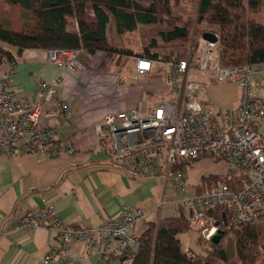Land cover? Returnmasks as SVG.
I'll return each instance as SVG.
<instances>
[{"label":"built area","instance_id":"obj_1","mask_svg":"<svg viewBox=\"0 0 264 264\" xmlns=\"http://www.w3.org/2000/svg\"><path fill=\"white\" fill-rule=\"evenodd\" d=\"M193 48L192 44L173 53L169 61L135 58L134 81L160 65L169 87L168 98L146 113L131 109L108 114L95 125V131L99 141L110 143L115 165L134 177L161 176L170 183L182 182V172L202 158H219L228 173L243 172L234 186L221 182L201 194L181 192L176 201L190 226L200 232L205 247L212 248L211 235L217 229L230 230L264 220V145L259 144L261 135L255 130L264 122V67L222 66L218 42L202 39L199 47ZM80 52L52 50L48 60L72 72L82 67ZM205 80L233 81L240 89L239 104L225 109L212 106L202 96ZM61 81V76L41 81L33 96H27L12 73L6 75L0 89V155L50 158L76 154L72 145L60 141L64 123L73 118L69 103L58 97ZM46 111L53 124L41 123ZM181 164H185L183 168L173 173L172 168ZM180 186L184 188L185 183ZM224 207L228 209L226 228L211 215ZM145 220L146 214L135 209L98 226L70 227L56 215L53 202H46L24 214L20 227L28 231L43 228L55 235L56 244L44 256L43 264H72L67 253L73 245L98 250L106 264H133L140 247V235L135 232Z\"/></svg>","mask_w":264,"mask_h":264},{"label":"crops","instance_id":"obj_2","mask_svg":"<svg viewBox=\"0 0 264 264\" xmlns=\"http://www.w3.org/2000/svg\"><path fill=\"white\" fill-rule=\"evenodd\" d=\"M1 4L4 5L3 12L0 8L2 19L10 29L20 30L24 22L30 21L27 12ZM262 13L264 10L259 14ZM89 18L95 20L91 11ZM112 28L115 29L111 21L108 33ZM3 46L17 55L16 48ZM48 55L46 50L28 49L17 56L15 64L4 60L0 63V89L9 73L27 96H33L39 82L61 76L58 97L69 103L73 118L64 123L60 141L72 145L76 154L50 158L0 155V264H43L44 256L56 244L55 235L43 228L25 230L20 227V219L46 202H53L56 215L70 227L98 226L124 211L141 209L146 220L137 227V235L149 223L177 217L183 212L176 203L183 195L181 192L164 177L138 178L117 167L110 143L99 141L95 131V125L108 114L131 109L146 113L166 100L169 87L161 66L157 65V71L139 81H134L133 75V83L121 85V77L115 73L94 72L99 66L95 63L98 54L91 57L81 51L78 59L82 67L72 72L50 63ZM135 66L136 63L134 72ZM41 123L53 124L48 111ZM260 135L264 136V131ZM190 170L184 174H191L187 183L191 184L193 194L198 193L203 178L228 173L224 162L215 163L209 158L200 159L193 164V172ZM67 256L72 264H104L98 250H88L84 245H73Z\"/></svg>","mask_w":264,"mask_h":264},{"label":"trees","instance_id":"obj_3","mask_svg":"<svg viewBox=\"0 0 264 264\" xmlns=\"http://www.w3.org/2000/svg\"><path fill=\"white\" fill-rule=\"evenodd\" d=\"M1 3L27 12L30 21L24 22L20 30H12L0 12V63L7 60L15 64L17 56L28 49L77 50L91 57L102 53L105 55L102 67L105 68L118 66L115 59L122 55L152 60L162 58L164 61L172 58V54L160 57L158 53H152L151 49L156 48L155 42L138 54L115 49L108 38L111 21L119 35L134 32L140 24L148 26L159 23L168 26V30L159 33L165 43L188 42L190 35L189 22L181 25L182 17L172 13L171 0H153L149 7H144L136 0H0ZM263 10L264 0H199L198 24L205 23L211 30L200 33L194 40L193 49L199 47L204 33L211 32L218 36L222 66L257 64L264 67V25L253 18ZM89 11L94 14V21L90 20ZM70 19L76 21L77 29L70 28ZM3 45L16 48L17 55H13ZM259 129L260 126L255 127L257 132ZM259 144L264 145L263 137H260ZM219 161V158L214 159V162ZM184 165L173 167L172 172L177 173ZM243 176V172L238 171L229 172L226 176L203 178L197 191L199 194L210 191L221 182L234 186ZM211 215L215 222L226 228V207L217 208ZM191 229L183 212L177 217L149 223L140 235V247L133 264H219L230 261L222 241L218 245L213 244L212 250L205 254H197L192 250L186 252L179 235ZM224 231L225 236L232 238L235 262L257 264L259 254L254 250L261 241L260 226L257 223L247 224Z\"/></svg>","mask_w":264,"mask_h":264},{"label":"rangeland","instance_id":"obj_4","mask_svg":"<svg viewBox=\"0 0 264 264\" xmlns=\"http://www.w3.org/2000/svg\"><path fill=\"white\" fill-rule=\"evenodd\" d=\"M141 3L144 7H149L153 0H136ZM1 11H4V5L0 6ZM198 8L199 0H171V10L174 15H179L182 17L181 25H185L189 22V40L188 42H173L165 43L161 40L159 33L161 31L168 30L166 23H159L156 25H141L134 32L126 33L124 35H119L114 28H112L108 33L109 42L115 49L119 50H130L133 53H142L144 49L151 47L152 43H156V48H152V53H158L160 57H166L173 53L183 52L187 47L194 43V40L200 35L201 32L210 31L211 29L204 24H198ZM13 12V11H11ZM254 18L257 22L264 24V13L255 15ZM70 28L77 29L76 21L70 19ZM105 55L102 53L98 54L95 58L99 66L94 70V72L101 73H115L119 75L120 84L125 85V83H133L132 77L134 75V63L136 57H130L126 55L119 56V59H115L118 62V66L114 65L109 68L102 67ZM118 57V56H117ZM116 57V58H117ZM205 94L202 95L204 98L208 99L210 104L217 108H232L235 107L240 99V89L231 80L222 83H214L205 80ZM261 130L264 131V125H261ZM264 138V136L261 135ZM220 162V161H219ZM215 162V163H219ZM193 172V167H189L188 170ZM184 170L181 174V181L178 183H171L179 192H185L187 195L193 194V188L191 184L187 182L191 180V174L185 175ZM180 174L178 175V177ZM185 176L186 178H183ZM181 183H185V187L180 186ZM260 226L262 236L260 244L255 248V252L259 254L257 264H264V220L257 223ZM138 229V228H137ZM139 231V230H138ZM138 234V233H137ZM181 244L184 250H192L197 254H205L212 250V248H206L200 232L195 229H191L188 232L180 235ZM222 245L225 248L228 256L229 262H219V264H237L235 262V249L231 236H225L222 240ZM106 264V263H104ZM115 264V263H114Z\"/></svg>","mask_w":264,"mask_h":264},{"label":"water","instance_id":"obj_5","mask_svg":"<svg viewBox=\"0 0 264 264\" xmlns=\"http://www.w3.org/2000/svg\"><path fill=\"white\" fill-rule=\"evenodd\" d=\"M203 40L212 42V43H217L218 42V36L214 33L211 32H206L202 36ZM225 221V219H224ZM218 226V224H217ZM226 232L222 229H217L212 235H211V241L213 244L218 245L222 239L225 237ZM126 260L125 257L121 258V262H124Z\"/></svg>","mask_w":264,"mask_h":264}]
</instances>
